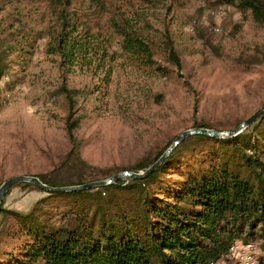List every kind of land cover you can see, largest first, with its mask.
<instances>
[{
	"label": "rangeland",
	"instance_id": "1",
	"mask_svg": "<svg viewBox=\"0 0 264 264\" xmlns=\"http://www.w3.org/2000/svg\"><path fill=\"white\" fill-rule=\"evenodd\" d=\"M110 2L74 4L73 37L87 42L84 58L69 64L52 54L58 27L45 0H0V185L15 175L74 180V170H62L71 151L92 168L96 181L106 180L133 170L196 123L228 131L264 105V29L248 11L218 0L118 1L152 49L153 64L144 66L121 51L109 21ZM28 43L31 55L24 61L20 50ZM68 91L79 121L73 141L65 131ZM214 153V146L191 144L160 176L162 183L186 179ZM119 196L102 195V201ZM92 198L10 187L1 203L9 213L0 219V263L14 264L29 241L23 236L29 221L19 217L33 212L48 226L70 224L71 214ZM233 244L239 257L264 264V249ZM230 260L238 261L231 253Z\"/></svg>",
	"mask_w": 264,
	"mask_h": 264
},
{
	"label": "trees",
	"instance_id": "2",
	"mask_svg": "<svg viewBox=\"0 0 264 264\" xmlns=\"http://www.w3.org/2000/svg\"><path fill=\"white\" fill-rule=\"evenodd\" d=\"M45 1L58 27L51 45L52 54L62 56L69 64L77 61L78 56L84 58L82 53L87 40L73 37L78 27L74 4L81 0ZM118 1L111 0L108 13L110 25L121 39V51L144 66L153 64L151 47L120 12ZM141 1L148 5L156 3V0ZM218 1L248 11L264 29V0ZM30 48L28 43L20 50L24 61L31 55ZM169 56L179 70L180 61L172 49ZM2 76L0 68V79ZM65 98L69 106L65 131L73 141L79 121L74 118L69 91ZM193 127L209 128L203 123ZM263 141L264 113L243 133L233 137L215 139L195 135L186 138L144 179L118 180L109 186L83 191L49 193L50 196L81 200L93 198L71 214L70 224L48 226L37 221L33 212L19 217L29 221L23 231L29 241L23 243L20 259L14 260V264H230V247L235 241L264 249ZM196 143L214 146L215 158L208 157V165L203 168L205 159L199 161L200 168L182 181L162 183L160 176ZM168 147L132 169L149 167ZM62 164V170L75 171L74 180H58L49 174L36 177L52 187L96 181L92 168L80 159L78 152L71 151ZM19 184L33 187L28 183ZM117 193H120L119 199L103 203L102 195L116 197ZM111 204L115 207L111 208ZM104 205L109 208L106 210ZM6 213L9 212L1 204L0 219Z\"/></svg>",
	"mask_w": 264,
	"mask_h": 264
},
{
	"label": "water",
	"instance_id": "3",
	"mask_svg": "<svg viewBox=\"0 0 264 264\" xmlns=\"http://www.w3.org/2000/svg\"><path fill=\"white\" fill-rule=\"evenodd\" d=\"M263 113H264V105H262L256 111H254L246 119L241 121L235 128L228 131H218L209 128H192L186 131H182L175 137V139L172 141L169 147L160 155V157L155 162H153L149 167L140 170L122 171L120 173H117L109 177L106 180L91 181V182L83 183L81 185L52 187L42 183L38 177L33 175H15L9 177L6 180H4L0 185V205L8 189L13 185L19 183L31 184L34 187L46 193H64V192L83 191L92 188L109 186L115 184L118 180L130 181V180L144 179L149 175H151L166 160V158L171 154V152H173V150L186 138L195 135H201L215 139H225V138L233 137L243 132L246 128L250 127L255 121L258 120V118Z\"/></svg>",
	"mask_w": 264,
	"mask_h": 264
},
{
	"label": "built area",
	"instance_id": "4",
	"mask_svg": "<svg viewBox=\"0 0 264 264\" xmlns=\"http://www.w3.org/2000/svg\"><path fill=\"white\" fill-rule=\"evenodd\" d=\"M214 31L216 33H218L220 31V27L216 26L214 28ZM230 253L232 254V256H234L236 259H238V261L235 264H254L250 255L243 254L239 257L240 253L238 251H236V245L235 244H233L230 247ZM235 254H237V256H235Z\"/></svg>",
	"mask_w": 264,
	"mask_h": 264
}]
</instances>
